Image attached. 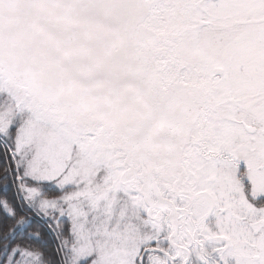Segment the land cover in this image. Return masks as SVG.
Segmentation results:
<instances>
[{"label": "snow or ice", "instance_id": "snow-or-ice-1", "mask_svg": "<svg viewBox=\"0 0 264 264\" xmlns=\"http://www.w3.org/2000/svg\"><path fill=\"white\" fill-rule=\"evenodd\" d=\"M0 264H264V0H0Z\"/></svg>", "mask_w": 264, "mask_h": 264}, {"label": "trees", "instance_id": "trees-1", "mask_svg": "<svg viewBox=\"0 0 264 264\" xmlns=\"http://www.w3.org/2000/svg\"><path fill=\"white\" fill-rule=\"evenodd\" d=\"M48 242L51 243V238H48Z\"/></svg>", "mask_w": 264, "mask_h": 264}]
</instances>
